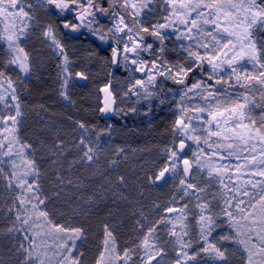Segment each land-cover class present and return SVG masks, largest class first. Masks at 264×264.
I'll list each match as a JSON object with an SVG mask.
<instances>
[{"label": "snow or ice", "instance_id": "snow-or-ice-1", "mask_svg": "<svg viewBox=\"0 0 264 264\" xmlns=\"http://www.w3.org/2000/svg\"><path fill=\"white\" fill-rule=\"evenodd\" d=\"M45 57L69 105L107 69L103 124L41 117L44 137L24 136ZM165 108L156 158L113 177L128 160L116 147L101 166L116 124ZM105 209L127 235L104 222L91 264H264V0H0V264H89L76 221Z\"/></svg>", "mask_w": 264, "mask_h": 264}, {"label": "trees", "instance_id": "trees-1", "mask_svg": "<svg viewBox=\"0 0 264 264\" xmlns=\"http://www.w3.org/2000/svg\"><path fill=\"white\" fill-rule=\"evenodd\" d=\"M81 63L83 64L82 61ZM99 68L103 72H107V69ZM82 86V84H76V87L73 88L72 100L75 102L74 105H66L65 101L57 94L56 74L53 67L48 63L44 72L37 74V78L28 85L30 90L26 94L28 115L23 127L25 135L26 132L28 134V131L32 130V133L35 134L34 138L42 137L40 132H37L35 128L31 129V125L27 123L32 115L37 113V116H42L43 119L56 125H63L67 129L70 125L68 117H72L73 120L103 124V121H100L98 116L93 113V108L89 105L86 91ZM41 105L47 111H44L40 107ZM165 109L157 111L154 116L145 117L142 114H137L135 117H129L126 121L120 120L116 124L118 129L116 132L120 141L136 151L155 149L157 146L167 143L170 136L168 128L173 117L170 113L167 114ZM106 211V209L101 210L98 215L101 214L103 216L100 215V217H105L107 216ZM92 229L94 230V227ZM96 244L92 245L91 242L92 246Z\"/></svg>", "mask_w": 264, "mask_h": 264}, {"label": "rangeland", "instance_id": "rangeland-1", "mask_svg": "<svg viewBox=\"0 0 264 264\" xmlns=\"http://www.w3.org/2000/svg\"><path fill=\"white\" fill-rule=\"evenodd\" d=\"M37 47H40L38 42H37ZM43 59H44V66L38 69L37 74L43 73L45 68H46V65L48 63L53 67V70H54V63L52 61L48 60L46 57ZM77 67L79 69L81 67H84V65L80 62L77 65ZM99 67L100 66L98 64L89 67L88 71L91 73L89 81L79 83V84L83 85L82 87L86 91L85 93L87 96L88 103L90 106H92V108L94 107V105L96 103V91H95L96 88L103 86V84L110 78V77H108L107 72H103ZM54 72H55V70H54ZM117 75H121V74L118 73ZM74 87H76V85H74ZM72 91H73V89H72ZM66 105H68V104L66 103ZM165 110H166L165 112L168 114L169 112L167 111V109H165ZM41 117L42 116H37V114H34V115H32L31 119L27 123L31 125V129L35 128L37 132H40L42 134L41 138H43L47 132V128H43L41 126ZM43 120L48 122L49 127L54 125L56 127L61 128L62 132L70 130L69 127L67 129L63 125H56L55 123H53L51 121H48L45 119H43ZM23 134L26 138L31 139L33 141H36V138H34L35 134L32 133V130H29L28 134L26 132V135L24 132H23ZM105 139H107V137H105ZM169 139H170V136H169ZM161 146L162 145L157 146L155 149H150L151 151H149V150H137V151L135 150V151H133L134 149L128 147L127 145L122 143V141H120L118 133L115 132L113 134L111 144L106 146L105 151L102 154V159H101L100 163H101L102 167L106 166V158L111 157L112 150H114L116 147H124L126 149V152H127L128 160L126 163H121L119 169L116 172H114L112 175H113V177H115L116 175H119V174H125V175L131 176L134 172L138 171V169H137L138 163H143V162L151 161V160L155 159L157 149H159ZM169 193H170V185L165 186L162 189H154L151 192L150 196H151V198L160 197L161 200H163V199L167 198ZM126 194L129 195L130 198L135 197L137 195L136 189L131 184H129V187H128ZM146 195H148V193H146ZM123 207L124 206L122 205V208ZM61 210L63 211V209H61ZM100 215L101 214L92 215L88 218L81 216V217H78L77 221H76V223L81 224L85 228L89 229V231L87 233V239L84 242V244L82 245V250L85 251L89 264H91V260L94 257V255L96 254V245L97 244L95 246H92V245L95 243H98L99 235H100V231H101V226L104 222L107 221L109 223L113 222V223L120 224V221L123 220L124 223L120 224V232L126 236L127 231H128L129 222L127 221L126 216H125L123 211L115 218L108 217V216L100 217ZM101 216H103V215H101ZM93 227H94V230L92 229ZM90 237L92 238V240ZM91 242H92V245H91ZM5 243L6 242H0V259H4L5 261H7V253H6V249L4 247Z\"/></svg>", "mask_w": 264, "mask_h": 264}]
</instances>
